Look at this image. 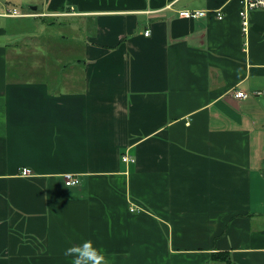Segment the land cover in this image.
<instances>
[{
  "label": "crops",
  "instance_id": "obj_1",
  "mask_svg": "<svg viewBox=\"0 0 264 264\" xmlns=\"http://www.w3.org/2000/svg\"><path fill=\"white\" fill-rule=\"evenodd\" d=\"M8 7L39 26L0 16V264H72L85 241L96 264H264V9L244 30L241 0ZM46 18L66 31L60 68L11 78L32 72L15 59L53 33Z\"/></svg>",
  "mask_w": 264,
  "mask_h": 264
},
{
  "label": "rangeland",
  "instance_id": "obj_2",
  "mask_svg": "<svg viewBox=\"0 0 264 264\" xmlns=\"http://www.w3.org/2000/svg\"><path fill=\"white\" fill-rule=\"evenodd\" d=\"M20 11L24 12V11H28L29 10V5L28 3L24 2L21 3L20 5ZM50 21H48L47 23L49 24ZM61 22H58V24H54V25H50V27H52V31L53 34L55 35L56 40L60 41L61 37H58L60 34L65 35L66 31L62 30L61 25H59ZM4 24L7 26V28L11 31L12 34L16 33V32H20V31H34L35 29L38 28L39 23L37 21H35L33 18H29V17H22V18H16V19H7L5 20ZM57 35V36H56ZM23 38V37H22ZM54 38V36H53ZM52 42H55V40H53ZM35 39H31L30 42H28V46L25 45L23 46V52H29L32 54L31 56V60H30V64L28 65V69H30L32 72H26L27 75H19L17 73V69L14 70V72L16 73V76L19 77H27L28 79H33V78H46L48 76H50L51 74H48V72H50L52 69H54V73H57L58 69L60 68V66H58L60 59L63 57L62 55H60V53L57 55V59H53L50 58L51 64L49 66H47L46 64V60H43L45 57H47L46 54L41 53V47L43 45H45V42H39L36 45L39 46H35ZM43 44V45H42ZM36 47H38L39 49H37ZM43 48V47H42ZM77 50V49H76ZM33 52H37V56L36 59H33ZM73 53H70L68 51L65 52L64 57L66 59V61H70L73 58L77 59L78 58V52L77 51H71ZM64 61V60H63ZM35 63H37L36 65L39 67V70H37V72L35 73ZM52 63H54L53 65H56V67L54 68L52 66ZM22 70V69H21ZM52 77L49 78V80H51Z\"/></svg>",
  "mask_w": 264,
  "mask_h": 264
},
{
  "label": "built area",
  "instance_id": "obj_3",
  "mask_svg": "<svg viewBox=\"0 0 264 264\" xmlns=\"http://www.w3.org/2000/svg\"><path fill=\"white\" fill-rule=\"evenodd\" d=\"M243 3V10L240 12V15L243 19V26L244 30H246V26L248 25L247 21V11L251 9H257V8H262L264 9V0H241ZM179 14L183 17H190V18H200L204 17L206 15V11H189V10H183L180 11ZM1 17H22L25 16L23 15L18 9L16 8H6L3 13H0ZM217 18L222 19L223 16L220 12L217 13ZM149 32L146 31L145 35H148ZM234 96L236 98H241V99H246L250 97L249 93H246L241 90H236L234 91ZM124 162H134V159L131 158L130 156H124L123 157ZM31 173L30 169H22L21 174L24 176H29ZM64 181L67 186H77L81 184V179L77 176H74L72 174H68L64 176ZM135 209H132L134 211Z\"/></svg>",
  "mask_w": 264,
  "mask_h": 264
},
{
  "label": "trees",
  "instance_id": "obj_4",
  "mask_svg": "<svg viewBox=\"0 0 264 264\" xmlns=\"http://www.w3.org/2000/svg\"><path fill=\"white\" fill-rule=\"evenodd\" d=\"M47 22H48L47 21V18L44 19V23L48 24ZM54 24L55 23L53 21H51V22H49V25L48 26L54 25ZM53 36H54V38H53ZM51 39L55 40V42H52L53 40H51ZM46 41H48V42H46ZM56 41L57 40H56L55 35L53 33H51L50 36L47 37V39L44 40V42L46 43L45 45H47V49L50 47V49H49L50 51L49 50H44V49L41 50V53H44V54L47 55V57H45L43 59V60H46L47 66H49L51 64L50 58H53V59L56 58L57 59L56 55H58L60 53L59 50H57L58 48L56 46H54L55 43H56ZM36 48H38V47H36ZM59 49H61V48L59 47ZM37 54H38L37 52H33V59L34 60L36 59ZM24 55L25 56L16 57L15 60L18 59V61L21 62V63H23L25 61L26 62V65L28 66L30 64V60H31L32 54L29 53V52H25ZM53 64L54 63H52V66L55 68L56 65H53ZM11 72H12L11 73V78H14V79L17 78L16 73L14 72L13 69H12ZM213 259L216 260V261H224V262H226L228 264H233V263H231V261L229 259V256L226 253H220V254L214 255L213 256Z\"/></svg>",
  "mask_w": 264,
  "mask_h": 264
},
{
  "label": "clouds",
  "instance_id": "obj_5",
  "mask_svg": "<svg viewBox=\"0 0 264 264\" xmlns=\"http://www.w3.org/2000/svg\"><path fill=\"white\" fill-rule=\"evenodd\" d=\"M76 252L72 264H96L102 259L97 249L92 247L91 241H85L79 248H69L65 251V255H71Z\"/></svg>",
  "mask_w": 264,
  "mask_h": 264
},
{
  "label": "water",
  "instance_id": "obj_6",
  "mask_svg": "<svg viewBox=\"0 0 264 264\" xmlns=\"http://www.w3.org/2000/svg\"><path fill=\"white\" fill-rule=\"evenodd\" d=\"M29 9L31 11H39V10L42 9V7L41 6H38V5H35V6H30Z\"/></svg>",
  "mask_w": 264,
  "mask_h": 264
}]
</instances>
